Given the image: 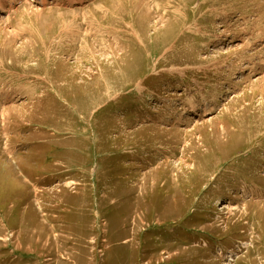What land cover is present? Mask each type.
Here are the masks:
<instances>
[{
  "label": "rangeland",
  "instance_id": "374dc122",
  "mask_svg": "<svg viewBox=\"0 0 264 264\" xmlns=\"http://www.w3.org/2000/svg\"><path fill=\"white\" fill-rule=\"evenodd\" d=\"M262 41L264 0H0V264H264Z\"/></svg>",
  "mask_w": 264,
  "mask_h": 264
},
{
  "label": "bare ground",
  "instance_id": "6f19581e",
  "mask_svg": "<svg viewBox=\"0 0 264 264\" xmlns=\"http://www.w3.org/2000/svg\"><path fill=\"white\" fill-rule=\"evenodd\" d=\"M230 41H231V40H230ZM261 43H262V44H263V46H264V41H262ZM57 236H58V235H57ZM62 236H63V235H62ZM61 239H63V238H61ZM66 239H67V238H66Z\"/></svg>",
  "mask_w": 264,
  "mask_h": 264
}]
</instances>
